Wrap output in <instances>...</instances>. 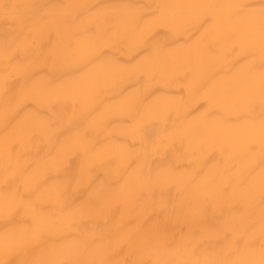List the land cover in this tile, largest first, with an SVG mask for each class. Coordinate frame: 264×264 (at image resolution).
Here are the masks:
<instances>
[{
	"label": "bare ground",
	"instance_id": "1",
	"mask_svg": "<svg viewBox=\"0 0 264 264\" xmlns=\"http://www.w3.org/2000/svg\"><path fill=\"white\" fill-rule=\"evenodd\" d=\"M168 2L0 0V198L21 202L0 233L30 227L23 204L52 185H66L60 210L87 213L8 264L69 242L77 264L264 254V148L235 134L264 119V22L252 15L264 0H211V11L152 25ZM164 100L181 108L164 114ZM182 129L147 157V185L123 196L140 157L125 161L119 148L148 152ZM164 169L191 173L190 184L158 181Z\"/></svg>",
	"mask_w": 264,
	"mask_h": 264
},
{
	"label": "clouds",
	"instance_id": "2",
	"mask_svg": "<svg viewBox=\"0 0 264 264\" xmlns=\"http://www.w3.org/2000/svg\"><path fill=\"white\" fill-rule=\"evenodd\" d=\"M213 4L211 0H199L197 3H184L183 0H169L168 3L162 7L160 14L153 19L152 25L168 22L172 23L178 20L182 14H191L198 10L211 11L213 10ZM146 9L140 8L136 10L137 14H140ZM254 17L259 18L264 22V8L255 9L252 12ZM150 27V26H149ZM264 35V34H262ZM261 57L264 58V44L260 50ZM4 77H0V90L3 89ZM88 79L95 81L97 79L96 74H89ZM259 99L264 103V82H262V88L258 93ZM130 101H124L123 104H127ZM123 104L121 107H123ZM158 110L167 113L169 110H179L181 108L180 103L177 101L173 103L171 100H164L158 106ZM139 123L136 128L130 131L138 129ZM187 129L180 130L179 133H167L162 135L160 140L148 151L144 152L141 149H137L134 152L129 153L126 148L120 147L119 151L122 159L127 161L128 159H135L140 157V161L137 167L128 175V179L125 185L122 186V195L130 196L135 190L141 186H145L148 183V177L146 174H142L146 169L147 157L154 155L157 149L166 148L167 143L161 144V141L170 142L173 135L186 134ZM237 136L242 137L244 140H250L254 143H259L264 148V119L258 123L250 124L247 127L239 130L235 133ZM195 159V158H193ZM4 168L0 165V174H3ZM158 181L165 183H178L182 186L189 185L192 179L191 173H173L170 169L162 170L156 177ZM66 185H52L47 189L40 191L36 198L28 203H24L25 214L31 220L30 227H22L16 230H10L6 233H0V264H8V258L14 253L19 252L22 249L28 247L33 241L39 239V237L45 233L55 234L59 232L74 231V226L83 219L87 213L86 210L81 207L69 209L67 211L60 210L61 201L60 194L64 192ZM52 201L56 205V210L51 213H43L38 210V205L41 203H47ZM21 206L19 200L14 199H2L0 198V219L6 218L11 215L17 207ZM76 243L69 242L59 249L54 250L45 255H40L27 261H21V264H77L76 261L70 259L75 254ZM178 264H225L224 261H180ZM244 264H264V254L261 258L245 261Z\"/></svg>",
	"mask_w": 264,
	"mask_h": 264
}]
</instances>
